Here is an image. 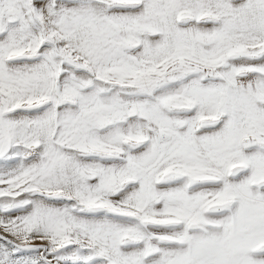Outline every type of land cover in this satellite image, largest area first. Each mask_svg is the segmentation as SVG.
Instances as JSON below:
<instances>
[{
    "label": "snow or ice",
    "instance_id": "1",
    "mask_svg": "<svg viewBox=\"0 0 264 264\" xmlns=\"http://www.w3.org/2000/svg\"><path fill=\"white\" fill-rule=\"evenodd\" d=\"M0 264H264V0H0Z\"/></svg>",
    "mask_w": 264,
    "mask_h": 264
}]
</instances>
